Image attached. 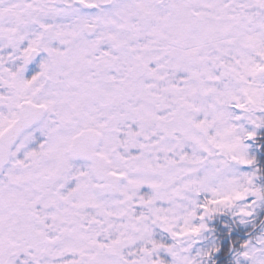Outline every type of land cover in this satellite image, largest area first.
Returning a JSON list of instances; mask_svg holds the SVG:
<instances>
[{
    "label": "snow or ice",
    "instance_id": "6c2138e0",
    "mask_svg": "<svg viewBox=\"0 0 264 264\" xmlns=\"http://www.w3.org/2000/svg\"><path fill=\"white\" fill-rule=\"evenodd\" d=\"M0 264H264V0H0Z\"/></svg>",
    "mask_w": 264,
    "mask_h": 264
}]
</instances>
